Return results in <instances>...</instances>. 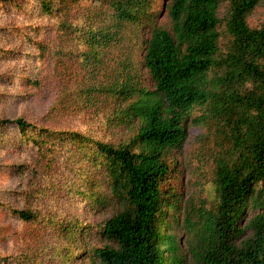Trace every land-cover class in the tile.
<instances>
[{
    "label": "trees",
    "instance_id": "16d2710c",
    "mask_svg": "<svg viewBox=\"0 0 264 264\" xmlns=\"http://www.w3.org/2000/svg\"><path fill=\"white\" fill-rule=\"evenodd\" d=\"M262 1L169 0L170 30L158 22L159 0H40L38 14L53 23L55 38L36 42L39 67L56 59L60 106L137 126L129 143L115 146L23 118L0 120L32 151L19 168L33 172L26 191L33 203L14 211L29 246L15 264H165V256L183 264L164 216L165 204L173 208L179 198L166 202L162 184L196 110L223 141L213 158L217 203L201 216L191 259L264 264V23H249ZM100 174L121 210L99 226L115 246L90 248L89 224L73 208L107 199L93 192ZM62 197L70 203L64 210ZM249 210L257 214L242 228Z\"/></svg>",
    "mask_w": 264,
    "mask_h": 264
},
{
    "label": "rangeland",
    "instance_id": "374dc122",
    "mask_svg": "<svg viewBox=\"0 0 264 264\" xmlns=\"http://www.w3.org/2000/svg\"><path fill=\"white\" fill-rule=\"evenodd\" d=\"M39 2L0 0V120L23 118L31 124L55 130L89 133L94 139L115 146L129 143L135 136L137 123L119 126L109 122L111 115L107 117L101 114L99 119L95 114L81 115L67 110V106H60L56 59L49 57L46 64L41 69L39 67L40 53L36 42L53 41L55 38L54 32L50 30L53 23L41 19L38 14ZM16 3L20 4V8ZM168 3L169 0H159L156 10L160 14L158 22L171 30ZM249 23L252 27L264 23V0L251 14ZM136 54L141 59L143 52L138 49ZM108 65H113V62ZM144 77L150 86L151 81L146 72ZM200 116V111L196 110L187 121L188 139L182 149L173 152L175 163H172V172L162 184L163 190L167 191L164 194L166 202L172 201L173 196L179 198L173 208L165 204L164 216L179 241V255L183 264H196L189 254V244L200 231L201 216L217 203L213 158L220 152L219 144L223 138L212 126L209 125L210 129L201 125L198 121ZM31 154L30 145H23L16 127L0 126V264H15L13 259L17 258L22 248L29 246L26 243L29 238L27 227L14 211L24 210L33 203L26 193L32 184L33 172L30 168H19L29 163ZM100 175L93 192L104 194L107 199L94 202L96 195L85 199L83 203L78 200L73 208L79 219L89 224L91 236L87 243L90 248L115 246L99 233V226L121 210V205L108 197L109 183L104 175ZM64 198L57 203L62 210L70 206ZM256 214L252 210L247 211L240 226L245 228ZM168 228V225L164 226L162 234ZM250 236L251 232L247 231L241 241ZM164 260L167 264L166 256Z\"/></svg>",
    "mask_w": 264,
    "mask_h": 264
}]
</instances>
